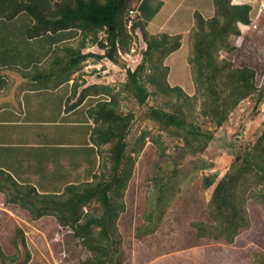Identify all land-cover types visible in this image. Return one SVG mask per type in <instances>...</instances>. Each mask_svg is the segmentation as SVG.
Segmentation results:
<instances>
[{
	"label": "rangeland",
	"instance_id": "374dc122",
	"mask_svg": "<svg viewBox=\"0 0 264 264\" xmlns=\"http://www.w3.org/2000/svg\"><path fill=\"white\" fill-rule=\"evenodd\" d=\"M233 2L246 3L245 0ZM37 3L41 4V1ZM251 3L254 6L250 11L251 22L241 26L240 35L230 37L237 49L231 54L223 55L231 59L235 66L252 67L256 75L255 84L261 85L264 91V0H252ZM48 4L51 5V1ZM213 7V0H167L155 20L157 23L167 20L164 29L159 28L156 33L172 28L182 35L180 48L167 56L164 62L170 67L169 83L180 85L193 96L183 104L185 118L197 125L204 134L212 135L203 151L187 150L181 136L148 117L149 107L171 110L179 102L175 95L151 94L145 104H139L134 97L122 90V84L126 80L124 67L133 69L141 61L144 43L139 30L135 33L126 27L132 34L128 50L119 49L120 64L106 58L89 56L80 62L77 70L70 73L73 82L78 83L77 93L84 85H109L111 92L118 93L117 112H131L133 115L126 141L127 152L136 157V160L124 192L125 209L116 221L124 257L122 264H264V202L253 193L254 190L264 189V186L256 184L253 179L241 186L246 189L244 206L249 220L248 227L239 232L232 243H223L198 234L199 230L202 234L208 233L217 225V219L210 215V198L215 183L230 171L236 154L240 157L244 155V145L253 143L264 129V98L255 106L257 95L240 100L221 126L201 112L202 91L196 90L194 74L188 63V56L193 48L189 32L194 23V11L198 10L207 17L213 14ZM259 8L262 11L258 12ZM23 15L25 14L8 19L5 26L11 27L15 34L14 40L25 47L27 43L20 30L23 27ZM148 29L154 32L153 26ZM100 35L104 36V32L101 31ZM72 36L67 41L69 47L77 45L79 39L77 34ZM90 41L85 52L102 53L103 50ZM64 65L59 63L57 66ZM145 71L147 73L148 70ZM146 88L150 92L154 89L148 83ZM99 97L101 96L85 97L78 110V117L91 121V127L93 123L88 116V109ZM56 100L59 102L60 98L56 96ZM41 107L44 108V105H38L35 110L38 118L43 116ZM69 129L64 124L62 129L53 130L61 137L54 136L51 132L45 136L49 137L47 139H60V142L66 143L71 137ZM19 133L20 131L17 135ZM143 134L145 142L136 155L133 150L138 148ZM111 145L112 142L99 146L96 153L98 156L95 155L98 157V164L86 171L87 176L91 175V170L97 174L95 180L106 176L110 166ZM76 146L68 144L63 150L80 151L81 148ZM45 147L46 151L52 150L51 146ZM44 149L37 147L38 152H45ZM6 150L13 156L17 155V149ZM88 151V148L82 149L85 154ZM31 152L35 153L36 147ZM53 156L49 154L48 161L43 163L53 162ZM85 158L86 164L87 155ZM211 174L216 175V181L203 188V176ZM87 176L83 177L84 180L89 178ZM83 178L77 180L81 181ZM42 180L36 179L37 187ZM6 197V194L0 195V249L3 253L0 255V264H19L26 259L27 252L29 260L25 264H80L90 255L81 240L73 235L72 229L59 224L54 215L47 214L34 219L28 210L18 204L5 202ZM85 211L100 214L99 202H90L85 206ZM22 239L25 246L22 245Z\"/></svg>",
	"mask_w": 264,
	"mask_h": 264
},
{
	"label": "trees",
	"instance_id": "16d2710c",
	"mask_svg": "<svg viewBox=\"0 0 264 264\" xmlns=\"http://www.w3.org/2000/svg\"><path fill=\"white\" fill-rule=\"evenodd\" d=\"M37 1H41V4ZM140 1L53 0L49 5L48 0H0V10H6L7 19L21 11L26 12L33 20L27 30L30 38L62 31L70 38L73 34L79 35L77 45L68 48V61L63 59L62 63L64 67L54 71L58 73L56 84L63 79L68 80L70 73L77 70L80 62L89 56L120 64L119 49L126 51L129 48L132 33L128 30L135 33L139 30L144 43L141 61L133 69L122 65L126 71L122 90L139 104H145L151 94L175 95L179 102L171 110L149 107L148 117L181 136L187 150L203 151L212 135L204 134L185 118L183 104L193 96L180 85L169 83L170 67L164 62L167 56L180 48L182 35L156 33V30L151 32L140 14ZM213 5L214 14L209 18L198 10L194 11V23L189 32L193 48L188 63L194 74L195 88L202 91L201 112L221 126L240 100L257 95L256 106L264 98V91L261 85L255 84L256 75L252 67L235 66L231 59L223 55L237 49L230 37L240 35L241 26L251 22V4L214 0ZM101 31L104 36L100 35ZM88 41L95 43L103 50L102 53L85 52ZM147 83L154 88L152 92L146 88ZM77 86L78 83L73 82L68 100L77 94ZM111 91L109 85H85L74 102L68 105L71 108L78 106L88 95L101 96L88 109V114L94 123L90 140L97 146L112 142L106 176L95 180L97 174H94L92 180L67 184L59 192H39L31 184H19L9 173L0 169V191L7 196L5 202L18 204L28 210L34 219L54 215L59 224L71 228L73 235L90 252L80 264H122L124 258L116 221L125 209L124 192L136 160L127 152L126 141L133 115L131 112H117L118 93ZM144 134L138 148L133 150L136 155L144 145ZM244 147V155H235L232 168L220 177L212 190L210 215L217 219V225L205 234L199 230L200 236L232 243L235 236L249 225L244 206L246 189L241 186L251 179L264 186V129L253 143H247ZM215 181V174L205 175L202 186L207 188ZM253 193L264 202V189L254 190ZM92 201L99 202L100 214L85 211V206ZM196 227L201 228L200 225ZM22 245L25 246L23 239ZM28 260L27 252L26 259L19 264H25Z\"/></svg>",
	"mask_w": 264,
	"mask_h": 264
},
{
	"label": "crops",
	"instance_id": "0c3cea01",
	"mask_svg": "<svg viewBox=\"0 0 264 264\" xmlns=\"http://www.w3.org/2000/svg\"><path fill=\"white\" fill-rule=\"evenodd\" d=\"M234 1L239 2V0ZM251 1L245 0L246 3L251 4L252 10L254 6ZM165 2L167 0L139 2L140 14L147 22V27L153 26L154 30L159 31V28L164 29V25H167V20L155 22ZM260 11L262 10L259 8L258 12ZM21 14H25L22 19L23 27L20 28L23 40L27 43L25 47L14 40L15 34L11 27L5 26V21H8L6 10H0V169L9 173L19 184H31L39 192H59L61 191L59 188L62 189L67 184H80L82 181L93 179L95 171L91 170L90 176H87L86 171L98 164L96 153L99 146L90 140L93 121L91 127V121L78 117L82 103L73 108L68 106L74 102V97L79 93L68 100L72 91V77L69 76L68 80L63 79L56 84L58 73L54 71L60 69L57 65L62 64L63 59L68 61L67 53L70 45H67V41L70 36L62 31L47 32L30 38L27 30L32 26L33 20L24 11L19 12L17 16ZM166 29L169 34H180L172 28ZM53 52H55L54 56ZM56 96L60 98L59 102L55 101ZM40 104L44 105V108L40 109L43 116L38 118L35 110ZM89 118L91 119L90 116ZM46 124L48 127L44 128ZM64 124L70 127L71 137L66 140L69 142L62 143L60 139L58 141L47 139L49 137L45 135L50 132L54 136L61 137L53 130L62 129ZM18 131L20 133L17 135ZM68 144H76L81 150H63ZM44 146L45 148L51 146L52 150L46 151ZM33 147H36V152L32 154ZM37 147L44 149L45 152H38ZM84 147L88 148V154L82 152ZM7 148L17 149V155L13 156L11 152H7ZM48 153L54 155L53 162L46 164L43 162L48 161ZM85 155L88 166L85 164ZM86 176L92 179L84 180L83 177ZM39 178L43 180L39 184L40 187H37L36 179ZM79 178L83 180H77ZM59 182L61 185L58 186ZM3 194L4 191H0V195Z\"/></svg>",
	"mask_w": 264,
	"mask_h": 264
}]
</instances>
